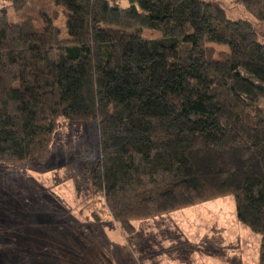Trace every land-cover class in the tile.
Segmentation results:
<instances>
[{"label":"trees","instance_id":"trees-1","mask_svg":"<svg viewBox=\"0 0 264 264\" xmlns=\"http://www.w3.org/2000/svg\"><path fill=\"white\" fill-rule=\"evenodd\" d=\"M8 1L24 11L31 0ZM51 1L67 10L65 39L46 9L42 26L0 17V164L42 165L61 119L95 121L90 185L125 234L133 221L232 196L238 221L261 237L264 264L255 24L212 0ZM235 1L264 22V0Z\"/></svg>","mask_w":264,"mask_h":264},{"label":"rangeland","instance_id":"rangeland-1","mask_svg":"<svg viewBox=\"0 0 264 264\" xmlns=\"http://www.w3.org/2000/svg\"><path fill=\"white\" fill-rule=\"evenodd\" d=\"M212 1L231 20L253 22L264 42V22L235 0ZM42 9L56 15L60 39L67 38V10L51 0H31L24 11L0 0V17L14 23L42 26ZM99 158L98 123L61 119L44 164H0V264H259L261 237L238 221L232 196L133 221L125 234L90 185Z\"/></svg>","mask_w":264,"mask_h":264},{"label":"crops","instance_id":"crops-1","mask_svg":"<svg viewBox=\"0 0 264 264\" xmlns=\"http://www.w3.org/2000/svg\"><path fill=\"white\" fill-rule=\"evenodd\" d=\"M220 259H223V257L220 258ZM227 259L230 260L231 257H227ZM209 262H210V263L207 262L206 264H218V263H221V261H218V260H215V261H214L215 263H213V261H209Z\"/></svg>","mask_w":264,"mask_h":264}]
</instances>
